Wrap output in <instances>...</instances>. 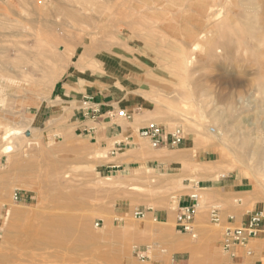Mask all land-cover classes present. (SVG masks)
<instances>
[{
	"label": "rangeland",
	"instance_id": "obj_1",
	"mask_svg": "<svg viewBox=\"0 0 264 264\" xmlns=\"http://www.w3.org/2000/svg\"><path fill=\"white\" fill-rule=\"evenodd\" d=\"M220 1L209 23L210 0H0V264L224 263L223 227L209 213L225 194L196 184L241 178L233 200L264 214V42H248L264 0ZM204 25H221L228 46L220 33L195 45ZM119 88L131 105L115 107L131 114L125 124L180 125L194 147H103L75 128L73 99ZM201 148L216 160L198 163ZM192 194L193 231L179 232L177 203ZM63 218L78 238L51 242ZM80 218L93 240L82 239ZM194 241L205 247L179 254Z\"/></svg>",
	"mask_w": 264,
	"mask_h": 264
},
{
	"label": "crops",
	"instance_id": "obj_2",
	"mask_svg": "<svg viewBox=\"0 0 264 264\" xmlns=\"http://www.w3.org/2000/svg\"><path fill=\"white\" fill-rule=\"evenodd\" d=\"M102 95V96H101ZM58 96V95H56ZM89 97L94 101L100 104L101 115L95 120H91L85 117L81 110L80 104L83 98ZM120 103V104H119ZM71 112H67L70 115V118L75 122V128L79 129L82 133L87 135L89 138H95L99 141L100 145L107 147L112 144L128 146L130 149H140L141 144L139 140H144L138 136V129L135 131L132 127L128 126V120L124 118H118L116 116H109V112H114L115 107L121 105L125 110H130L131 107L128 96L123 88L115 90L112 97H107L104 94H94L89 92L88 94H82L71 103ZM68 115V114H67ZM141 122V120H140ZM146 141V140H145ZM163 148V145H161ZM194 147L193 140L186 138L183 140L180 145L181 150H188ZM169 149V148H166ZM214 150L210 148H201L197 151V162L198 163H207L215 161ZM161 159L165 160L167 166L171 167L176 162L172 161L173 157L168 155H161ZM223 182V183H222ZM216 186L212 187H199L196 184L197 188L200 190H207L210 188H219L221 192L225 194L222 205L216 206L218 220L215 223L218 226L223 227V230L227 228H236L242 226L252 210H244L243 207H240L239 200H233L237 196L241 195L244 192V182L241 178H236L233 175H228L224 180H220L215 184ZM195 185H192L194 188ZM204 194H209V192H204ZM192 202L190 195L186 198L179 200L177 203V211L180 207L188 206ZM162 220H168L167 214H158ZM221 231L218 236L215 238V245L221 246L220 238L223 232ZM179 232H181L179 230ZM200 247H205V245L199 242H191L181 247L182 251L179 254L190 255V250L194 251ZM217 257V255H216ZM218 258H223V264H264V223L260 226L256 237L248 239L245 245L234 244L230 247L229 250H221L218 253Z\"/></svg>",
	"mask_w": 264,
	"mask_h": 264
},
{
	"label": "built area",
	"instance_id": "obj_3",
	"mask_svg": "<svg viewBox=\"0 0 264 264\" xmlns=\"http://www.w3.org/2000/svg\"><path fill=\"white\" fill-rule=\"evenodd\" d=\"M80 110L85 117L91 120L99 118L102 113L100 104L89 97L82 99ZM113 115L118 118H124L125 120L131 119V114L124 109H116L114 112H109V116ZM138 136L146 140L151 148H158L161 145L169 149L176 148L185 139L183 128L180 125L173 127L171 130H166L162 124L156 122H149L139 128ZM13 198H16L15 192ZM190 198L192 202L188 206L180 207L175 218L176 226L180 231L185 233H191L193 231V221L197 207V196L192 194ZM141 214L139 211L134 213L135 216H140ZM209 214L210 220L216 223L218 220L216 207L212 208ZM263 223V212L259 209L252 210L242 226L223 230L220 238L222 249L227 251L234 244L245 245L248 239L256 237Z\"/></svg>",
	"mask_w": 264,
	"mask_h": 264
},
{
	"label": "bare ground",
	"instance_id": "obj_4",
	"mask_svg": "<svg viewBox=\"0 0 264 264\" xmlns=\"http://www.w3.org/2000/svg\"><path fill=\"white\" fill-rule=\"evenodd\" d=\"M186 1V0H185ZM212 3H211V5H209V7H208V9H207V11L204 9L203 10V13H204V15H205V17H207V22H209V23H211V22H214L217 18H219V16H220V14L222 13L221 11H222V9H223V7H221L222 5L221 4H224V3H221V1L220 0H210ZM216 1H218V2H216ZM258 1V0H257ZM92 2V1H91ZM94 2V1H93ZM221 4H220V3ZM245 2V4L247 5V6H250L251 8H255L257 5L259 6V3H256V1L255 0H245L244 1ZM186 3V2H185ZM263 3V2H262ZM243 5V4H242ZM263 5V4H262ZM261 5V6H262ZM257 6V8H259ZM95 8V7H94ZM98 8V7H97ZM222 8V9H221ZM221 9V10H220ZM256 10V9H255ZM262 12L261 13H264V9L263 10H261ZM257 12V11H256ZM259 12V11H258ZM259 15V14H258ZM258 15H255V16H258ZM254 16V17H255ZM260 16V15H259ZM247 18H249L248 16L246 17V20L245 21H247V20H249V19H247ZM251 18V17H250ZM256 18V17H255ZM255 18H254V21L256 22V20H255ZM263 18H264V16H263ZM251 20V19H250ZM249 20V21H250ZM259 20V19H258ZM244 21V22H245ZM243 22V23H244ZM246 23V22H245ZM247 23H249L248 21H247ZM254 23V22H253ZM255 24V23H254ZM208 25H210V24H208ZM246 25V24H245ZM256 25V24H255ZM261 25V24H260ZM218 27H222L221 25H217V26H214V25H211L210 27H206L205 28V25H204V27H202L201 26V31L203 32V35L205 34V37H204V39H200V38H198L197 40H196V42H195V45H204V44H207V45H210L211 44V42H212V37H213V34H217V33H220V36L222 37V38H224V45L225 46H228V44H227V41L228 42H230L229 40H228V35H230V34H225L223 31H221V29L220 28H218ZM248 27V26H247ZM249 27H250V25H249ZM252 27V26H251ZM244 28V27H243ZM252 29V28H251ZM218 30H220V31H218ZM202 32H200V34L202 33ZM247 32V31H246ZM248 32H250V31H248ZM247 32V33H248ZM233 34H235V33H233ZM200 36V35H199ZM198 37V36H197ZM233 37V36H232ZM196 38V37H195ZM203 38V37H202ZM248 39V38H247ZM237 40H239V39H237ZM236 40V41H237ZM249 40H250V42H252L251 44L254 46V48H256V47H258L259 45H261V44H263V42H264V20L262 21V27H261V31H258V33L257 34H251V33H249V39H248V42H249ZM240 43V42H239ZM234 45V44H233ZM249 47H250V45H249ZM252 47H250V49H251ZM253 49V48H252ZM257 53V52H256ZM261 64V63H260ZM262 65V64H261ZM263 66V65H262ZM261 66V67H262ZM260 67V66H259ZM264 67V66H263ZM183 125V124H182ZM244 144H246V142H244ZM262 159L264 158V154H263V157H261ZM1 193V192H0ZM71 219V218H70ZM69 218H63V219H59L60 221H61V223L60 224H53L52 225V227L50 228V231H52L51 233H50V236H49V238H50V241L52 242H54V241H61V242H66V241H70V240H76L77 238H78V236H76L75 238H74V229H75V220H73V219H71L70 220ZM145 219H148V218H145ZM144 219V220H145ZM150 220V219H149ZM54 222V221H53ZM69 222V223H68ZM79 223H78V226L80 225L81 226V228H82V233H83V237H82V239L85 241L86 239H91V240H93L94 239V237L92 236V234H90L87 230H86V226H87V221H85V218H80L79 219V221H78ZM64 223V224H63ZM168 224L169 223H163V225H161L160 226V230L163 232V233H167L168 232V229H167V227H168ZM51 225V224H50ZM49 225V226H50ZM79 226V227H80ZM92 233V232H91ZM161 233V232H160ZM78 241H79V239H78ZM82 242V241H81ZM79 243V242H78ZM184 243V242H183ZM188 243H190V242H185L184 243V245H186V244H188Z\"/></svg>",
	"mask_w": 264,
	"mask_h": 264
}]
</instances>
